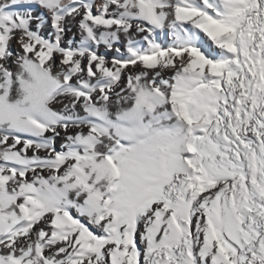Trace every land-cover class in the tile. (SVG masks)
<instances>
[{
  "label": "snow or ice",
  "instance_id": "snow-or-ice-1",
  "mask_svg": "<svg viewBox=\"0 0 264 264\" xmlns=\"http://www.w3.org/2000/svg\"><path fill=\"white\" fill-rule=\"evenodd\" d=\"M0 264H264V0H0Z\"/></svg>",
  "mask_w": 264,
  "mask_h": 264
},
{
  "label": "bare ground",
  "instance_id": "bare-ground-1",
  "mask_svg": "<svg viewBox=\"0 0 264 264\" xmlns=\"http://www.w3.org/2000/svg\"><path fill=\"white\" fill-rule=\"evenodd\" d=\"M73 30H75V29H73ZM108 55H109V56H111V55H112V53H109Z\"/></svg>",
  "mask_w": 264,
  "mask_h": 264
}]
</instances>
